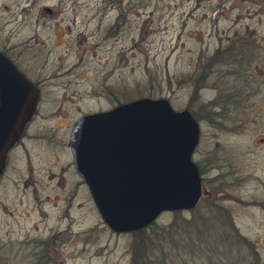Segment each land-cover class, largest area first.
Here are the masks:
<instances>
[{
  "label": "rangeland",
  "instance_id": "1",
  "mask_svg": "<svg viewBox=\"0 0 264 264\" xmlns=\"http://www.w3.org/2000/svg\"><path fill=\"white\" fill-rule=\"evenodd\" d=\"M0 33L3 46H18L23 60H45L33 53L52 50L48 60L65 62L64 71L79 66L78 84L69 85L63 103L64 90L48 87L49 98L3 172L0 264H39V246L30 241L37 234L26 236L17 215L25 208L67 206V200L70 219L54 214L37 230L48 241L52 232L70 229L66 239L50 240V264H264V216L236 201L208 199L195 219L189 211L163 212L144 237L141 230L111 229L85 187H57L70 161L73 123L116 100L168 99L175 110L201 120L199 153L208 160L215 148L221 157L234 151L246 164L263 161L264 0H0ZM216 109L222 118L209 119ZM37 134L48 138L31 139ZM16 158L23 161L20 169ZM23 172L37 180L27 192L16 179ZM63 177L65 185L79 181L69 171ZM226 191L240 196L229 181ZM226 213L239 228L237 240L227 236Z\"/></svg>",
  "mask_w": 264,
  "mask_h": 264
},
{
  "label": "water",
  "instance_id": "2",
  "mask_svg": "<svg viewBox=\"0 0 264 264\" xmlns=\"http://www.w3.org/2000/svg\"><path fill=\"white\" fill-rule=\"evenodd\" d=\"M38 104L35 85L0 51V178ZM199 126L168 99L140 98L84 116L70 147L102 219L116 232L142 230L201 196L192 159Z\"/></svg>",
  "mask_w": 264,
  "mask_h": 264
},
{
  "label": "flooded vegetation",
  "instance_id": "3",
  "mask_svg": "<svg viewBox=\"0 0 264 264\" xmlns=\"http://www.w3.org/2000/svg\"><path fill=\"white\" fill-rule=\"evenodd\" d=\"M1 34L0 33V51L4 53L10 61L17 67L21 73H23L37 88L38 90V104L34 113V116L32 117L27 131L30 129L31 126H33V123L35 122V119L37 117V114L40 111V105L43 100H46L49 98V89L48 87L51 86H59L60 89L64 90L62 94L64 97L61 98V103H63L66 100V97L68 96V87L72 83L78 84L77 80L79 78V73L76 70L79 66L77 64H72L69 66L67 70L64 71V64L65 62L61 60L57 61H49L48 59L51 57L52 50L50 52L42 50L37 53H33V55H39V56H45V60H38L33 63L28 62L26 60L22 59V54L17 53L16 49L18 46H3L4 44L2 43L1 40ZM27 54L32 55L31 52H29L27 49H24ZM35 63V64H34ZM75 72V73H74ZM71 75H75V81H71L69 77ZM72 87V86H71ZM79 91V90H78ZM94 94H95V90ZM75 95V94H74ZM117 99V98H115ZM132 102V101H129ZM127 102V103H129ZM126 104V103H125ZM122 104L118 103V100L114 104H111L109 108H99L94 111L90 112H85L82 113L80 118L73 123V126L71 128L70 136H69V141L66 143L67 146V152L69 153V162L65 164L63 167H61L62 170V177L61 179H58V189L62 190L65 186L66 189L71 192L74 188H80L82 186L85 187L84 189H88L89 193V187L87 185V182L85 180V177L83 174L78 170L73 154L71 151L70 147V140L72 138L73 132L79 123V121L86 115L90 114H95V113H101V112H109L114 110L115 108L119 107ZM220 113L221 115H218L216 112ZM223 111L222 109H216L213 111V114H208V118L211 120H217L222 118ZM195 121L198 123L199 126V138L197 145L194 149L192 159L194 163L197 166L200 178H201V196L197 202V204L190 210H184V211H189L192 214V219L197 218V210L200 209L203 205V202H208V199L214 200L217 198H222L225 197L227 198L228 201H236L240 203L244 208H247L248 210H252L256 215H263L264 216V159L263 161L260 162L258 161V158L251 160L250 164H246V162H240L239 159L237 158V153H234V151L229 154L226 157H221V154L218 153L217 150L214 151L215 148H211V153L209 154V160L203 155L199 153V146L203 137V130L201 127V120H199L198 117L194 116L192 114ZM217 116V117H213ZM213 118V119H212ZM206 121V120H205ZM215 126V125H213ZM217 127V126H215ZM221 127V126H220ZM223 127V126H222ZM22 134L20 140L18 143L10 149L8 152V160H7V165L5 168V171L8 168V165L11 163V158H15V155L17 154L18 150L20 149L21 145H24L25 139L27 137V131ZM35 137V138H34ZM33 138L31 136L29 138L31 139H39V138H48L45 135H35ZM260 147L259 150H262L264 152V138H260ZM256 150L253 152H249V154H256ZM203 155L202 156H198ZM208 154V153H206ZM25 155H28L27 152H25ZM19 156V155H18ZM221 157V158H220ZM264 157V156H263ZM223 158L226 160L223 161ZM237 159L239 162H237ZM15 165L17 168L22 166L23 161L20 158H16L14 161ZM27 168L30 169V167L27 166ZM52 169L58 168V165H51ZM20 169V168H19ZM4 171V173H5ZM66 171H69L73 176H77L79 178L78 183L74 184V182L71 185H65L66 179L63 177V175L66 173ZM4 173L2 177L0 178V183L3 181ZM28 175V178L26 177ZM32 173L29 172H23L18 175L17 182L21 185H18L19 188L24 187V191L27 192L28 188H32V185L36 179H33ZM51 177H55V174H52ZM228 178V180H227ZM226 181H229V186L231 187H236L238 189L240 196L237 197L231 195L226 191ZM31 183V184H30ZM27 184L29 185L28 188H26ZM68 186V188H67ZM36 192L35 189H31V193ZM37 193V192H36ZM241 195L245 198H240ZM39 198V197H38ZM37 199V198H36ZM207 200V201H206ZM69 202V205L67 206H61L59 208H52V209H45V208H25L21 209V212L17 215L19 218L18 220L21 221V227L26 228V236H30L33 232L37 234L35 238L30 239L31 242H35L38 244L39 249H38V254L42 257V261H40L39 264H50L52 261V258L49 257L47 253V246L51 241L58 242L60 241L59 239H66L69 236V228L66 227V230H61L59 229L56 233L52 232V236L49 237L50 240L46 241L45 238H40L41 233H38V228L40 227L39 224H44L46 219H52L54 214H56V219L57 220H64V219H70V213H69V208L70 207V202L71 200H67ZM40 199L38 200L37 205L39 206ZM64 208H67L64 210ZM64 213L62 216L61 213ZM230 213H233L232 211H229ZM243 213V210H241ZM227 215V219L225 221L226 227L229 226V231L230 234L233 235H228L229 239H235L237 240L238 237H242L239 235V228L237 224L231 220ZM264 220V219H263ZM12 222H10V225ZM34 224V226H33ZM234 233H237V236H234ZM65 234V235H64ZM9 241L12 240V236L8 234ZM40 238V239H39ZM7 245V243H5ZM58 253V252H57Z\"/></svg>",
  "mask_w": 264,
  "mask_h": 264
},
{
  "label": "trees",
  "instance_id": "4",
  "mask_svg": "<svg viewBox=\"0 0 264 264\" xmlns=\"http://www.w3.org/2000/svg\"><path fill=\"white\" fill-rule=\"evenodd\" d=\"M148 227H150V226H148ZM148 227H147V228H148ZM147 228H144V229H142L140 232L138 231L137 233H141V232H142L141 234H142V235L144 234V237H145V235H146V229H147ZM137 263H138V262H137ZM143 264H144V263H143Z\"/></svg>",
  "mask_w": 264,
  "mask_h": 264
}]
</instances>
